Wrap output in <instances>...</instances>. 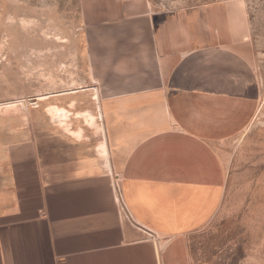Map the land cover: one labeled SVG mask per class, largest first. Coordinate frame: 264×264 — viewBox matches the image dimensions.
I'll return each instance as SVG.
<instances>
[{
  "label": "crops",
  "instance_id": "0c3cea01",
  "mask_svg": "<svg viewBox=\"0 0 264 264\" xmlns=\"http://www.w3.org/2000/svg\"><path fill=\"white\" fill-rule=\"evenodd\" d=\"M125 12L112 16L92 65L116 196L94 189L86 170L48 182L41 164L15 153L0 165V264H191L187 238L220 211L222 147L262 97L245 10L145 8L128 22Z\"/></svg>",
  "mask_w": 264,
  "mask_h": 264
},
{
  "label": "rangeland",
  "instance_id": "374dc122",
  "mask_svg": "<svg viewBox=\"0 0 264 264\" xmlns=\"http://www.w3.org/2000/svg\"><path fill=\"white\" fill-rule=\"evenodd\" d=\"M221 1H238L245 10V54L262 97L246 128L222 147L227 170L221 208L187 238L188 254L191 264H264V0H0V105H25L0 111V165L16 153L17 163L41 164L48 182L86 170L94 189L106 184L116 196L118 182L98 150L107 137L92 69L102 36L118 20L112 16L122 6L126 16L120 20L128 22L145 8L159 12ZM52 108L67 111L66 120L55 118ZM56 195L50 187V198ZM167 242L160 238L162 246Z\"/></svg>",
  "mask_w": 264,
  "mask_h": 264
},
{
  "label": "bare ground",
  "instance_id": "6f19581e",
  "mask_svg": "<svg viewBox=\"0 0 264 264\" xmlns=\"http://www.w3.org/2000/svg\"><path fill=\"white\" fill-rule=\"evenodd\" d=\"M23 102V101H22ZM21 102V100H16V101H12V102H9L7 103L6 105H0V111L3 109V108H7V109H11V108H15V107H19L22 106L25 108V105ZM20 108V109H21ZM18 109V108H17ZM23 109V108H22ZM16 110V109H15ZM52 111V115L55 117V118H60L61 121H65L66 118L68 117V113L67 111H65L64 109H59V108H52L51 109ZM88 119L89 121H93L94 120V117L92 115H89L88 114ZM63 123V122H62ZM77 133V132H76ZM82 133V131H81ZM80 134V133H77V135ZM98 150L99 151H104V156L106 158V161H107V167L109 170H111L112 168V164H111V160H110V155H109V147H108V143H107V139L105 138V141L101 144H99L98 146ZM117 201L120 202V198H117Z\"/></svg>",
  "mask_w": 264,
  "mask_h": 264
},
{
  "label": "built area",
  "instance_id": "2783aa9c",
  "mask_svg": "<svg viewBox=\"0 0 264 264\" xmlns=\"http://www.w3.org/2000/svg\"><path fill=\"white\" fill-rule=\"evenodd\" d=\"M149 234H150L151 239H153L156 244H160V238L157 234L153 232H149Z\"/></svg>",
  "mask_w": 264,
  "mask_h": 264
}]
</instances>
